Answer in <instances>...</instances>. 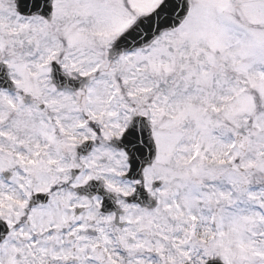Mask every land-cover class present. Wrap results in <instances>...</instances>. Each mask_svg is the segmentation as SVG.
Here are the masks:
<instances>
[{
  "label": "snow or ice",
  "instance_id": "6c2138e0",
  "mask_svg": "<svg viewBox=\"0 0 264 264\" xmlns=\"http://www.w3.org/2000/svg\"><path fill=\"white\" fill-rule=\"evenodd\" d=\"M0 264H264V0H0Z\"/></svg>",
  "mask_w": 264,
  "mask_h": 264
}]
</instances>
